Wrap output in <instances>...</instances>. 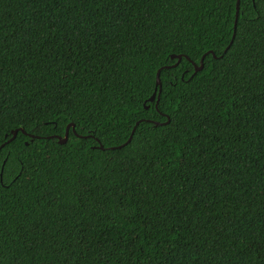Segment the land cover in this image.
<instances>
[{
	"label": "trees",
	"instance_id": "trees-1",
	"mask_svg": "<svg viewBox=\"0 0 264 264\" xmlns=\"http://www.w3.org/2000/svg\"><path fill=\"white\" fill-rule=\"evenodd\" d=\"M234 20L222 0H0V132L33 130L0 148V264H264V0L222 59L160 70L171 122L120 146L157 65L219 52ZM73 118L96 137L58 143Z\"/></svg>",
	"mask_w": 264,
	"mask_h": 264
},
{
	"label": "snow or ice",
	"instance_id": "snow-or-ice-1",
	"mask_svg": "<svg viewBox=\"0 0 264 264\" xmlns=\"http://www.w3.org/2000/svg\"><path fill=\"white\" fill-rule=\"evenodd\" d=\"M222 2L228 4L231 7L233 16L236 19L237 24H239L245 16V7L249 4L250 0H222ZM236 39L237 29L235 28V26H233L229 31V40L225 41L227 47L222 48L219 52L215 51L211 47V45H209L207 48H204L203 51H199V48H197L195 52L187 50L181 46L180 55L183 56L187 63L190 64L194 69V71L189 74L187 79L190 80L191 77L196 75V72L201 71L206 63V57L209 59V61L214 59H222L224 54L228 52V49L232 47V42H234ZM193 55L196 56L195 60L192 59ZM177 63H179V58L172 60L170 65H157V68L162 70L163 67H176ZM181 71L186 72L187 66ZM154 79L156 86L149 90L146 95L141 94L138 100L132 101L133 105L137 106L133 108V111L131 113L133 126L128 129L131 135L125 136V140L129 143L132 140V135L136 134L137 128L141 125L146 126L154 124L157 121L161 122V124L171 122L172 117L164 110V108H162L163 101L157 94V89H160L162 91V83L159 71L155 73ZM69 115H71V113H69ZM51 121L53 123H56L57 118L55 116L51 117ZM3 123V117L0 116V127L3 126ZM13 129H15V131H13ZM16 131L24 133V137L21 142L25 144L30 142L29 137L32 136L33 130L28 129L27 132H25L23 124H14L11 128H5L2 132H0V148H2L5 143L11 142V139L16 137ZM9 134H11V136ZM62 136L64 141H67L70 136H75L78 139H88L95 138L96 132L94 128L82 130L81 128L77 127L76 120L75 118H73L65 122V128L62 132ZM121 146H123V142H121ZM6 164L7 157L0 155V188L8 187L9 181L11 180V177H8L4 170ZM22 172L23 165L21 162V167L18 168L17 172L13 175H16L18 177Z\"/></svg>",
	"mask_w": 264,
	"mask_h": 264
},
{
	"label": "water",
	"instance_id": "water-1",
	"mask_svg": "<svg viewBox=\"0 0 264 264\" xmlns=\"http://www.w3.org/2000/svg\"><path fill=\"white\" fill-rule=\"evenodd\" d=\"M233 26H235V28H236V19L234 20V24H233ZM171 58H179V61H180V58H181V55L179 54V55H171ZM157 71H159L160 72V69H158ZM156 71V72H157ZM155 86H156V84H155ZM157 94L159 95L160 94V89H157ZM157 122H155V124H156ZM13 131H15V129L13 130ZM16 133H17V131H16ZM131 135V134H130ZM48 138H50V137H53V136H47ZM54 137L57 139V142L58 143H60V144H62V143H65L66 141H64V139H63V136H60V135H54ZM12 140V139H11ZM126 143H128L127 141L126 142H124L123 143V145H125ZM121 146V145H120ZM120 146H118V147H120ZM98 148H100V149H103V146L100 144V145H98ZM112 148H114V147H112Z\"/></svg>",
	"mask_w": 264,
	"mask_h": 264
}]
</instances>
